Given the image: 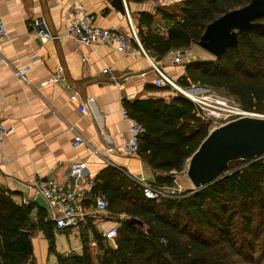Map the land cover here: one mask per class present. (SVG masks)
I'll return each mask as SVG.
<instances>
[{
    "label": "crops",
    "instance_id": "0c3cea01",
    "mask_svg": "<svg viewBox=\"0 0 264 264\" xmlns=\"http://www.w3.org/2000/svg\"><path fill=\"white\" fill-rule=\"evenodd\" d=\"M182 1L0 0V18L8 31V38L0 39V119L12 128L0 143V196L29 209L27 227L20 232V238L22 231L28 233L31 244L26 246L21 238L32 253L28 264H59L60 257L81 256L85 245L97 256L95 236L119 222L120 214L107 208L99 220L88 219L76 230H59L49 220L47 202L38 191L41 183L77 185V190L84 192L80 205L85 208H94L97 198L109 206L95 188L99 177L110 170L136 181L142 191L139 182L159 187L168 176L174 178L173 183L182 181L187 188L192 187L184 175L186 165L182 172H166L154 168L145 154L131 156L126 152L131 124L136 120L129 116L125 102L171 103L179 93L156 86L158 76L150 59L160 63L180 85L186 66L172 63L177 51L157 59L143 47L148 59L136 43L132 47L137 54L132 55L111 44L80 45L67 36L71 10L82 4L99 27L126 34L134 26L139 35L142 16L153 17L151 30L166 39L169 22L160 11L180 18ZM37 21H44L55 38L41 37ZM141 28L148 30L143 24ZM27 67L30 71L25 83L16 71ZM105 69L109 72L103 73ZM73 96L86 112L71 102ZM77 135L83 144H74ZM79 163L87 165L88 179L94 182L91 190L70 176Z\"/></svg>",
    "mask_w": 264,
    "mask_h": 264
},
{
    "label": "trees",
    "instance_id": "16d2710c",
    "mask_svg": "<svg viewBox=\"0 0 264 264\" xmlns=\"http://www.w3.org/2000/svg\"><path fill=\"white\" fill-rule=\"evenodd\" d=\"M252 1L183 0L180 18L160 11L169 22L166 39L151 30L153 17L143 15L141 25L148 30L139 26L141 42L157 59L187 50L200 41L209 24ZM255 22L264 25V14ZM179 83L183 88L220 90L242 110L264 115V26L239 33V46L217 58L187 64ZM125 108L145 129L139 153L166 172H182L210 131V122L182 94L169 104L125 102ZM263 175L261 161H237L222 179L191 190L182 199L152 201L136 181L116 170L107 171L97 180L95 192L105 196L111 213L125 214L128 220L116 225L114 243L102 234L95 236L96 262L85 245L81 256L60 257L59 264H264ZM173 182L168 176L159 186ZM131 218L143 221L147 233L131 224ZM28 221V208L0 196V264L29 263L32 253L20 238Z\"/></svg>",
    "mask_w": 264,
    "mask_h": 264
},
{
    "label": "built area",
    "instance_id": "2783aa9c",
    "mask_svg": "<svg viewBox=\"0 0 264 264\" xmlns=\"http://www.w3.org/2000/svg\"><path fill=\"white\" fill-rule=\"evenodd\" d=\"M38 34L45 39H54L47 29L44 21H37L35 23ZM68 37L73 38L80 45L87 46H108L111 44L117 50L124 54L136 55V50L132 47L133 43L139 46V49L148 59L149 56L144 50L137 29L132 26L130 34L123 33L114 28L105 29L96 24L95 17L91 15L82 4L73 6L71 10V18L68 24ZM8 38V31L5 22L0 18V39L6 40ZM151 65L157 73L156 86L161 88H168L184 94L181 86L172 78L160 64L150 59ZM173 64L186 66L192 63L191 55L188 51L174 53ZM30 68H23L20 71H16V76L23 82H28L27 74ZM109 70H103V73H108ZM57 80L61 79V76H56ZM192 102L195 104L199 112L204 110L206 103L205 100L198 97H191ZM71 102L77 105L81 110L86 112L85 107L82 104H77L76 96L71 98ZM201 110V111H200ZM237 116L235 119L251 115L242 110L239 106L231 113ZM202 116V115H201ZM203 118V117H202ZM234 119V120H235ZM12 131V128H8L0 119V143H3L6 135ZM145 134V129L138 122L133 121L130 130V139L126 146L127 154L133 156L139 152V142L141 137ZM84 140L81 136L77 135L75 139V145L83 144ZM255 161H261L264 163V155ZM87 165L85 163H79L75 165L70 173V176L76 179H80L90 190L94 186V182L90 181L87 176ZM2 180L0 178V184ZM142 186L145 197L148 200L159 201L164 198L178 199L184 195V188L181 186H159L146 184L145 182H139ZM77 185L73 187H65L62 183L56 181H50L41 183L38 186V191L45 199L48 205L49 220L55 223L59 230H76L80 228L81 224L86 220H99L103 212L108 208L107 202L102 198H97L95 207L85 208L80 204L85 199L84 192L77 190ZM262 192L264 195V175L262 179ZM119 222H125L128 217L125 214L118 216ZM103 238L106 240L115 241L117 238V228L113 227L109 230H104L102 233Z\"/></svg>",
    "mask_w": 264,
    "mask_h": 264
},
{
    "label": "water",
    "instance_id": "95a60500",
    "mask_svg": "<svg viewBox=\"0 0 264 264\" xmlns=\"http://www.w3.org/2000/svg\"><path fill=\"white\" fill-rule=\"evenodd\" d=\"M264 14V0L228 12L209 24L197 42L204 51L219 57L228 48L239 46V33L263 27L255 22ZM264 155V115L249 114L224 125L211 128L208 136L189 158L184 175L198 191L223 178L232 163L254 162ZM134 226L147 233L148 227L137 218L129 219ZM24 244L31 247L28 233L22 231ZM72 254L71 257H75Z\"/></svg>",
    "mask_w": 264,
    "mask_h": 264
},
{
    "label": "rangeland",
    "instance_id": "374dc122",
    "mask_svg": "<svg viewBox=\"0 0 264 264\" xmlns=\"http://www.w3.org/2000/svg\"><path fill=\"white\" fill-rule=\"evenodd\" d=\"M193 45L194 46L186 50L189 52V56L191 55L192 62L206 61L205 59H203L204 57L210 58V60L215 58L213 55L201 49V47H199L197 43H194ZM184 51L185 50L180 51V52H184ZM181 88L183 89L184 92H187L192 95V96L191 95L188 96L186 94H182L178 92L179 94H182L184 97L188 98L189 100L192 101L191 97L193 96L195 98L198 97V98L205 100L204 102L206 103V105L203 106L204 110L202 111L200 110V111H201L203 120L210 122V129L224 125L234 120L237 117L231 113L234 112V109L237 108L239 104L233 97L227 95L226 93L220 90H214V89L206 88V87L199 86V85H192L189 88H183L181 86ZM252 114H256V113H252ZM257 115H263V114H257ZM173 186H181L185 190L184 195L178 198V200L188 196L191 190L192 192L195 191L193 187L187 188L185 183H182V181L173 183ZM167 199H170V198H167ZM95 253L96 252H94V255ZM94 260L96 262V255H95Z\"/></svg>",
    "mask_w": 264,
    "mask_h": 264
},
{
    "label": "bare ground",
    "instance_id": "6f19581e",
    "mask_svg": "<svg viewBox=\"0 0 264 264\" xmlns=\"http://www.w3.org/2000/svg\"><path fill=\"white\" fill-rule=\"evenodd\" d=\"M184 94H186V95H188V96H190V95H191V94H189V93H187V92H184ZM186 95H185V96H186ZM191 96H192V95H191Z\"/></svg>",
    "mask_w": 264,
    "mask_h": 264
}]
</instances>
